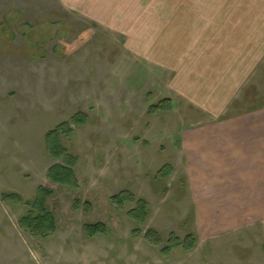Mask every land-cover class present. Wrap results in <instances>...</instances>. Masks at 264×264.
Instances as JSON below:
<instances>
[{"label": "rangeland", "instance_id": "374dc122", "mask_svg": "<svg viewBox=\"0 0 264 264\" xmlns=\"http://www.w3.org/2000/svg\"><path fill=\"white\" fill-rule=\"evenodd\" d=\"M193 1L0 0V264L261 259V226L249 247L202 238L217 220L182 136L264 110V58L224 111L206 110L189 71L240 52V27L189 26ZM42 189L55 229L41 236L22 220Z\"/></svg>", "mask_w": 264, "mask_h": 264}, {"label": "crops", "instance_id": "0c3cea01", "mask_svg": "<svg viewBox=\"0 0 264 264\" xmlns=\"http://www.w3.org/2000/svg\"><path fill=\"white\" fill-rule=\"evenodd\" d=\"M158 9L181 11L182 3L163 4ZM189 10V26L240 27V52L205 60L204 67L200 64L196 71H189L190 78L195 73L194 98L202 99L201 105L209 112H222L264 58V0H238L231 8L228 0H195ZM255 121L264 127V110L225 118L182 136L188 140L184 149L189 170L197 178L201 175L194 191L199 208L206 210L207 219L217 220L200 226L202 238L211 244L221 243V247L250 242L249 247L252 240L248 235L257 226L262 228L256 232L263 236L257 237L262 241L261 259L237 258L233 264H264V132L251 129ZM209 203L214 206L208 209Z\"/></svg>", "mask_w": 264, "mask_h": 264}, {"label": "trees", "instance_id": "16d2710c", "mask_svg": "<svg viewBox=\"0 0 264 264\" xmlns=\"http://www.w3.org/2000/svg\"><path fill=\"white\" fill-rule=\"evenodd\" d=\"M53 135L54 132H51L48 135V139H50V141ZM63 177L65 176L63 175ZM39 193V198L34 203V210L37 212V214L29 215L28 217L24 218L22 222L27 228L31 229V231H35L42 236L44 235V231H46V235L53 232L52 230L55 229V222L53 216L47 211L45 207L46 200L51 196V191L42 189ZM5 198L14 199L16 201L20 200V197L15 195L5 196ZM103 229V225L100 224L88 227V232L92 233V231L94 230L93 232L95 233H101L104 231ZM186 250L188 251L189 249L187 248Z\"/></svg>", "mask_w": 264, "mask_h": 264}]
</instances>
